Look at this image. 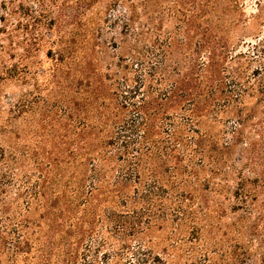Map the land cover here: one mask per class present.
Returning <instances> with one entry per match:
<instances>
[{
  "label": "rangeland",
  "instance_id": "374dc122",
  "mask_svg": "<svg viewBox=\"0 0 264 264\" xmlns=\"http://www.w3.org/2000/svg\"><path fill=\"white\" fill-rule=\"evenodd\" d=\"M197 2L0 0V227L22 220V234L31 243L28 253L13 261L0 253V264H43L39 247L49 240L68 249L76 264H151L136 259L139 239L166 264H264V0H218L208 14L219 24L206 35L221 41L216 50L220 76L216 85L202 87L209 101L196 128L221 158L219 164L190 162L198 170L188 204L195 220H168L121 245L105 219L106 199L82 203L89 179L80 188L77 179L66 181L78 198L70 189L52 197L58 206L72 208L74 221L86 208L94 211L95 217L85 215V222L70 226L61 220L52 230L37 203L28 199L38 182L36 165L48 170L47 181L61 180L52 170L56 166L63 181L78 177L72 169L87 162L86 152L101 128L106 130L113 117L138 121L124 104L148 90L163 96L177 75L201 72L208 53L204 48L196 53L199 32L193 30L206 16L191 18L190 30L181 21ZM149 10L155 27L144 17ZM136 32L133 52L126 43L136 44ZM169 41L181 47L180 56L167 58ZM63 47L65 55L54 71L56 52ZM13 65L14 71H6ZM174 111L167 110L174 123L185 126L187 138L197 137L181 119L185 113ZM81 147L86 150L82 154ZM183 153L181 164L186 165L188 152ZM52 253L53 264H63L56 246Z\"/></svg>",
  "mask_w": 264,
  "mask_h": 264
},
{
  "label": "trees",
  "instance_id": "16d2710c",
  "mask_svg": "<svg viewBox=\"0 0 264 264\" xmlns=\"http://www.w3.org/2000/svg\"><path fill=\"white\" fill-rule=\"evenodd\" d=\"M215 1L218 2V0H198L196 10H191L192 12L188 15L183 14L184 18L181 20L190 30L194 25L193 21H195L191 18L206 16L202 23H198L197 28L193 30V32L196 30L199 32L197 34L196 53L202 48L208 53L207 61L201 64L203 66L201 72L190 71L181 77L177 75L170 82V86L163 96L158 97L157 94L148 90L146 94L141 95L138 101L124 104L136 112L139 116L138 121L129 122L125 119L117 121L113 117L106 130L101 128L97 132L94 144L86 152L89 155L87 162L81 160L79 165H74L72 169L79 171L78 177L72 175L73 178L70 176L69 179L63 181L64 178L60 176L62 169L56 166L52 170L55 172V176H59L61 180H55L53 177L47 181L48 170L36 165L39 172L38 182L32 186L27 195L29 200L32 199L37 203V206L42 210L40 217L47 218L52 230L59 225L58 221L61 220L64 222L63 224L71 226L74 223L85 222L86 216L95 217L94 211H88L86 208L84 216L76 217L74 221V214L72 215L70 206L63 208L58 206L57 201L52 202V197L56 198L55 195L59 194L64 196L69 189L74 192L76 198L79 197L76 188H70L66 182L74 179L75 182L76 179L78 182L80 181L77 188H80L89 179L85 187L87 195L82 198L83 204L89 203L93 197L96 200L101 196L106 199L109 209L104 214L105 219L112 225L118 240L122 242L121 245L126 244L127 237L143 238L151 227L162 226L168 220L172 219L178 222L186 219L195 220V211H191L188 204L190 200L194 199L191 192L194 189L191 186L193 182L191 178H196L198 170L190 162L197 159L201 164L204 163V160L219 164L221 158L216 149L205 142L206 140L201 137L196 128L199 115L209 101L208 98L203 97L202 87L203 85L209 87L216 85L215 83L219 81L220 76L221 64L218 60L220 54L216 50L220 47L221 41L218 40L217 35H206L208 30L211 31L212 28L219 25L208 15L216 10L218 3ZM151 6L152 3L149 2L147 8ZM168 10L170 11V9ZM132 11L133 5L131 4L129 12L132 13ZM171 12L175 13L176 11L173 12L172 10ZM221 13L223 14L222 11ZM144 17L149 20L151 27H155L156 18L151 15L150 10ZM220 19L221 17H217V21ZM134 35L136 38L133 41L136 44L126 43L128 50L133 52L136 51L140 34L136 32ZM185 40L186 45L190 46L191 41L188 32ZM57 42L56 45L59 44ZM166 45L169 48L167 51L168 59H171L172 56L181 55V47H178L177 43L169 41ZM64 50L63 47L60 53L56 52L54 71L65 55ZM191 50L195 51L194 48ZM191 65V69L195 70L194 65ZM15 69L16 66L13 65L10 70L6 71L12 72ZM168 109L185 113L184 118L180 117L183 121L185 119L184 122H187L188 125L187 129L196 134L197 137L191 135L187 138L184 131L185 126L181 123L178 125L174 123L173 113H168ZM176 111L174 112L176 113ZM189 137H192L191 141H189ZM83 149L80 148L81 154ZM183 151L188 152L186 153L188 160L186 165L181 164V161L185 159ZM85 166L87 167L84 171ZM240 190L244 193V188ZM235 193L237 192H233V195ZM2 212L5 211L2 210ZM24 227L22 220L15 221L13 224L7 223L0 227V253L5 251L10 258H13L12 261L15 260L17 254L28 253L25 249L31 245L28 237L22 234ZM89 229H91L90 224ZM20 232L21 234H19ZM3 233H12L14 237L7 240L8 238ZM138 241L136 247L139 253V258H136L138 263L166 264L165 258L159 254H152L151 249L145 247V243L140 239ZM44 245L39 247L42 252L43 264H53L51 257L55 246L58 253L57 257H60L61 263L76 264L74 263V256L70 254L68 249L63 248L64 246L54 245V241L50 240ZM124 248L126 247L124 246ZM129 264L135 263L129 262Z\"/></svg>",
  "mask_w": 264,
  "mask_h": 264
}]
</instances>
